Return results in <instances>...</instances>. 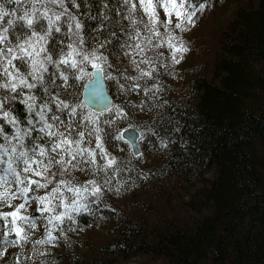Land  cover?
<instances>
[{
  "label": "trees",
  "instance_id": "trees-1",
  "mask_svg": "<svg viewBox=\"0 0 264 264\" xmlns=\"http://www.w3.org/2000/svg\"><path fill=\"white\" fill-rule=\"evenodd\" d=\"M226 1L205 0L204 10L197 11L193 21ZM33 2L26 7L31 9ZM174 2L179 5L186 0ZM163 3H169L167 11L157 0L147 10L140 0H76L79 7L66 5L82 22L84 51L95 50L107 58L94 63L103 73L112 104L101 113L84 106L81 92L91 79V63L85 62L77 72L46 65L45 81H53L48 83L49 93L76 113L50 103L46 115L55 113L63 120H49L54 124L52 131L70 139L84 131L80 147L97 155L95 163H80L81 157L73 161L68 154L49 152L33 134L46 151L35 159L44 164L32 165L39 174H23L32 182L27 193L20 195L21 185H9V200H0L4 239H16L7 233L8 228H23L29 242L7 247L0 253V264H13V259L18 264H79L86 246L77 234L97 227H106L117 237L96 248L97 264L132 257L159 264H264V0H237L212 35L201 33L204 29L196 35L188 23L176 28L183 23L177 11L187 9H173L169 0H160ZM5 7L11 10L16 5ZM64 31L55 34L50 45L54 55L61 48L67 50L61 40L76 39L71 31L66 36ZM203 43L207 49L203 50ZM183 49L199 55L201 61L192 65L191 73L199 72L188 79L185 95L178 100L172 96L171 58ZM61 73L68 78L60 79ZM33 91L38 92L37 104L40 97L48 99L39 88ZM13 109L21 120L28 115L18 101ZM128 127L140 134L137 157L120 136ZM5 131L11 134L14 129L5 124ZM97 142L104 144L103 154L95 148ZM61 159L63 164L51 163ZM153 162L156 167L144 165ZM93 187H100V193L94 194ZM139 189L151 192L150 207L145 206V214L139 215L147 216L151 221L147 224V219L135 222L110 203ZM4 191L0 187V193ZM12 193L16 198H11ZM20 204L25 207L5 221L4 215L17 211ZM45 207L50 211L42 212ZM57 215L61 220L54 219ZM22 217L33 218L34 227ZM13 219L15 225L10 223Z\"/></svg>",
  "mask_w": 264,
  "mask_h": 264
},
{
  "label": "snow or ice",
  "instance_id": "snow-or-ice-1",
  "mask_svg": "<svg viewBox=\"0 0 264 264\" xmlns=\"http://www.w3.org/2000/svg\"><path fill=\"white\" fill-rule=\"evenodd\" d=\"M29 2L30 0H0V121H3L0 123V173H2L0 175V187L5 189L3 193H0V200L5 202L9 200V193L11 192L9 185H21L23 187L18 189L20 195L27 193L32 182L28 181L23 174L34 171L39 174L32 165L37 164L39 168L44 164L43 160L35 159L37 156H45L46 151L44 147L35 142L34 133L36 139L47 145L49 152L68 154L73 161L77 157H81L80 163H95V156L97 155L95 151L80 147L85 136L84 131L78 133V138L71 139L64 133L52 131L54 124L48 121L63 122V120L61 116L55 113L51 116L46 115L51 111L50 103H55L58 110H70L71 115L76 113L70 109V105L64 100H58L49 93L48 83L53 81L49 78L46 82L45 74L49 72L46 65H51L57 70L60 66H64L65 69L70 68L77 72L82 71V65L85 62L91 63L92 67L95 68L94 61L104 60L107 62V58L97 55L95 50L84 51L82 45L85 42L81 36L82 22L78 20L75 14L70 13L69 7L66 6L79 7L76 0H35L31 9L26 7ZM169 2L173 9H187L183 13L179 11L176 13L177 16L183 15V23H178L176 28L183 29L184 23H192L197 11L204 10L205 0H186V3L182 2L179 5L174 0H169ZM140 3L146 10L153 7L152 0H147V3L145 0H140ZM157 3L167 11L169 3L160 4V0H157ZM5 4H15L16 7L9 10L6 9ZM52 5L62 9V11L57 12L51 7ZM154 19L155 15L153 14ZM62 28L65 29L63 35L66 36L71 31L76 39L72 40L71 43L61 40V44H64L67 50L61 48L54 55L50 45L56 39L55 34L62 33ZM182 47L176 50L180 51ZM183 50L186 51V49ZM76 57H80V60L78 61ZM55 75L56 73L53 72L52 76ZM143 75H147V73H143ZM59 78L66 80L68 77L61 73ZM37 88L48 94L47 100L40 97V104L36 103L38 92L33 91ZM17 101L26 106L28 115L24 120H21L14 113L13 103ZM5 124L14 129L11 134L5 131ZM38 124L42 127L37 128ZM74 127H78V125H66L68 129ZM99 131L100 129L97 128L96 132L99 133ZM88 135H92L91 131L88 132ZM100 139V136L97 135L96 140L100 141ZM88 143L91 144L92 141L89 140ZM95 148L99 149L101 154L104 153L103 143L97 142ZM85 154L87 158H83ZM101 158H103L102 155ZM51 163L63 164L64 160L51 161ZM112 163L114 162L109 161V165ZM9 176L12 177L11 180ZM36 183L39 187V183ZM91 183L95 185L96 182L93 180ZM105 183L108 181L106 180ZM57 190H54L53 195ZM87 190V188L84 189V191ZM72 191L77 194L81 193V189L77 188H73ZM100 191V187H93L94 194H98ZM11 198H16V193H12ZM44 199L40 200L41 205L44 204ZM24 207L25 204H20L17 211L5 214L3 219L7 221L8 216L15 218L17 212ZM41 211L47 212L50 209L45 207ZM21 219L25 220L30 227H34L33 218L22 217ZM54 219L59 221L61 216L57 215ZM51 222L50 219L49 223ZM10 223L15 225L16 220L13 219ZM7 233L14 234L16 239H4L6 233L0 231V253H4L7 247L20 246L22 241L24 243L29 242L28 233L23 228H8ZM49 239H53L51 233H49ZM39 243L43 244L44 241H39ZM13 264H18V261L13 259Z\"/></svg>",
  "mask_w": 264,
  "mask_h": 264
},
{
  "label": "rangeland",
  "instance_id": "rangeland-1",
  "mask_svg": "<svg viewBox=\"0 0 264 264\" xmlns=\"http://www.w3.org/2000/svg\"><path fill=\"white\" fill-rule=\"evenodd\" d=\"M237 0H227L221 7L215 6L210 9L209 13H206L202 18H199L193 23H188L190 31H193L196 34L197 30L204 29L201 33L207 34V31L211 32V35L215 33L221 22H223L227 16L230 14V11L234 8ZM208 29V30H207ZM187 35H190V32L187 31ZM197 35V34H196ZM203 39L204 34H200ZM205 39V38H204ZM203 41V40H202ZM201 41V43H202ZM205 41V40H204ZM207 43H203V50L207 49ZM186 48V47H185ZM194 55V56H193ZM196 53H189L188 50H183L181 55L172 57L171 62L173 65V70L171 71L170 82L172 85V96L178 100H182L185 95V87L188 79L194 77L196 73H191L192 65L201 61L199 55ZM97 68V67H95ZM94 69V68H93ZM146 167H156L155 162L150 164H144ZM143 165V166H144ZM144 166V167H145ZM150 190L143 191L142 189L134 190L130 194H124L111 199L110 203L113 208L116 210L122 211L129 218L135 220V222L142 223L144 219H147V216H142L141 219L140 212L142 211L145 214L143 209L145 206H149L148 202L151 203ZM109 197V196H108ZM111 197V196H110ZM150 207V206H149ZM153 223L157 222L158 219L152 220ZM151 222L147 219L145 224ZM77 239H84L85 249L81 250L83 253V260H80L79 264H95L98 260L96 255V248L100 245L108 244L113 241L116 237V234L113 236L112 231L106 227H97L91 228L86 231H81L77 234ZM83 243V241H81ZM85 253V254H84ZM94 261V263H93ZM67 264V263H59ZM97 264V263H96ZM107 264H159L155 260H146L143 257H132L127 260H119L117 262L113 261Z\"/></svg>",
  "mask_w": 264,
  "mask_h": 264
},
{
  "label": "water",
  "instance_id": "water-1",
  "mask_svg": "<svg viewBox=\"0 0 264 264\" xmlns=\"http://www.w3.org/2000/svg\"><path fill=\"white\" fill-rule=\"evenodd\" d=\"M92 69L91 79H89L81 92L82 102L84 106L94 113H101L107 110L112 104V98L107 92L105 80L101 69ZM121 138L128 143L131 153L134 157H137L141 153V149L138 144L140 137L139 132L129 127L121 132Z\"/></svg>",
  "mask_w": 264,
  "mask_h": 264
},
{
  "label": "bare ground",
  "instance_id": "bare-ground-1",
  "mask_svg": "<svg viewBox=\"0 0 264 264\" xmlns=\"http://www.w3.org/2000/svg\"><path fill=\"white\" fill-rule=\"evenodd\" d=\"M129 128V127H128ZM122 139V138H121ZM131 151V150H130ZM132 154V153H131Z\"/></svg>",
  "mask_w": 264,
  "mask_h": 264
}]
</instances>
